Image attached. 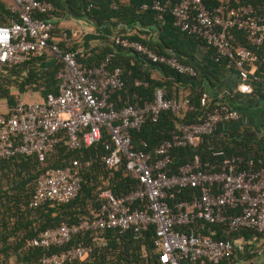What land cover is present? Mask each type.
<instances>
[{
	"label": "built area",
	"instance_id": "2783aa9c",
	"mask_svg": "<svg viewBox=\"0 0 264 264\" xmlns=\"http://www.w3.org/2000/svg\"><path fill=\"white\" fill-rule=\"evenodd\" d=\"M168 8L180 31L203 40L219 57L236 63L240 70L236 89L251 94L253 87L249 78L256 70L257 57L249 50H234L233 30L244 31L251 46L262 45L264 16L257 14L252 5L211 11L202 0L157 1L154 6L160 19ZM9 9L19 20L10 26H0V63L21 64L30 55L43 56L50 50L59 57L64 68L58 74V93H50L44 100L17 101L11 106L0 98V159L26 155L37 156L44 162L62 138L75 150L81 146L93 147L107 134L106 165L116 167L124 156L127 170L139 182L137 190L123 198L116 197L111 190L103 191L100 195L103 204L96 218L82 217L72 226L63 223L58 228L46 230L29 240L27 249L66 246L73 237L89 232L141 233L154 227L159 264H221L225 260L226 264H248L245 260L248 246L253 247L249 253L264 254V237L220 240L181 230L196 221H204L226 225L234 232L264 233V167L261 161L253 169L238 168L239 159L235 157L219 166L207 163L204 167L196 157L176 174L167 171L173 163V150L197 146L201 137L211 134L220 123L239 121L238 110L219 103L203 122L180 125L170 139L156 148L155 155L132 150V134L142 128L147 118L156 123L164 112H186L190 108L189 101L168 99L165 92L158 89L154 102L117 110L111 98L124 88V80L120 68H110V56L98 66L85 68L74 52H64L57 46L50 48L54 23L42 16L55 10L52 3L10 0ZM78 37L79 32L72 30L71 38ZM115 42L142 53L151 64L196 76L191 66L181 63L175 56L159 55L140 43L120 37L115 38ZM204 98L208 99V95ZM219 98L222 99V95ZM254 164L252 161L250 165ZM82 166V162L75 160L65 168L47 169L37 180L29 208L64 204L76 198L81 189L79 170ZM187 188L199 190L200 195L173 205L168 202L172 190ZM137 201L143 207L131 209ZM91 252V246L80 243L25 264L85 261ZM0 264H3L1 257Z\"/></svg>",
	"mask_w": 264,
	"mask_h": 264
},
{
	"label": "trees",
	"instance_id": "16d2710c",
	"mask_svg": "<svg viewBox=\"0 0 264 264\" xmlns=\"http://www.w3.org/2000/svg\"><path fill=\"white\" fill-rule=\"evenodd\" d=\"M41 1L52 3L55 7L52 13L42 16L43 19L54 23L49 40L50 48L57 46L64 52H74L77 61L85 68L98 66L110 56V68L121 69L124 88L114 93L111 98L117 110H122L128 105L138 107L144 102H154L158 89H162L168 99L189 101L190 108L186 112H164L156 123L147 118L142 128L132 134V150H144L155 155L156 148L163 141L170 139L180 125L203 122L219 103H225L233 108L232 100L237 94H243L236 89L240 72L236 63L229 58L219 57L217 51L203 40L180 31L174 25L175 18L171 8H168L160 19L159 12L154 6L157 1L167 0ZM202 1L211 11L252 5L257 14L264 16V0ZM67 14L87 18L94 24L92 33L81 36L83 52L61 45L62 40L72 36V31L60 30L57 22L58 19L67 17ZM18 20V15L12 13L9 5L0 0V26H10ZM117 37L140 43L159 55L175 56L181 63L191 66L196 76L179 74L168 66L151 64L145 55L132 47L117 44L115 42ZM93 40L99 41V44L91 46L90 42ZM232 45L236 51L249 50L257 57L256 70L250 76L249 83L253 87L251 94L264 98V43L251 46L244 31L233 30ZM52 56L53 62L49 64L47 59ZM52 56H48L47 53L43 56L30 55L26 61L16 65L0 63V98L7 99L10 105H15V97L11 95L12 87L21 93L29 89L34 92L41 91L42 97L38 101L44 100L50 93H58L60 85L58 74L64 65L57 55ZM205 94L208 95V99L204 98ZM221 95L222 99L219 98ZM233 124L234 122H222L211 134L203 135L197 146L173 150V163L167 169L168 173H178L180 168L196 157H199L204 167L207 163L219 166L225 160L234 157L239 159L240 169H253L258 166L259 161L264 167V127L262 130L252 132ZM108 141L106 134L93 147L81 146L73 150L68 147L65 138H62L44 162L37 156L26 155L0 159V241L8 245L1 251L9 250V240L15 237L19 239L14 247L18 251L20 246L18 242L25 239L23 249L28 252L20 253L26 254L21 257L24 260L23 264L60 253L80 243L92 247L90 257L85 261L66 264H159L154 245L156 237L154 227L141 233L128 231L120 234L118 230L89 232L73 237L72 242L66 246H53L49 249L26 248L29 240L46 230L58 228L63 223L72 226L82 217L96 218L103 204L101 193L96 202L93 200L91 202L96 208H88V204L94 197V186L100 176L109 180L110 190L118 198L126 197L137 190L139 182L127 170L124 156L116 167L109 168L106 165L104 158L109 154L106 150ZM75 160L83 163L79 170L81 189L77 197L68 203L54 206L46 204L37 209H30L29 202L35 193L39 176L47 169L65 168ZM252 161L255 164L251 166ZM199 195L197 189H174L169 194L168 202L173 205ZM130 207L133 209L143 206L137 201ZM181 230L194 232L198 236L211 235L220 240L264 237V233L259 234L253 230L234 232L226 225L204 221H196ZM23 231L25 234L19 235ZM100 237L106 242L103 247L98 246ZM143 248L154 254L143 255ZM249 248L247 247V251ZM260 256L254 252L253 255H247V261ZM0 257L5 264L1 252ZM226 262L227 260L221 264Z\"/></svg>",
	"mask_w": 264,
	"mask_h": 264
},
{
	"label": "crops",
	"instance_id": "0c3cea01",
	"mask_svg": "<svg viewBox=\"0 0 264 264\" xmlns=\"http://www.w3.org/2000/svg\"><path fill=\"white\" fill-rule=\"evenodd\" d=\"M57 22H58L59 29L62 31L63 30L64 31L65 30L67 31L77 30V32H79L78 38L70 37L68 39L62 40L61 45L65 46L67 49L77 48L79 49L78 51L83 52V49L81 47L83 44V39L81 36L86 32V30H89L87 31L88 33H92L94 31V24L87 18H77L75 16H69L68 14H67V17L58 19ZM84 29L86 30L84 31ZM90 44L91 46H94L96 44H99V41L93 40L90 42ZM47 54L48 56L53 55L50 51H48ZM47 61L49 62V64H52L53 56L51 58H48ZM174 99H177V98H174ZM231 106L235 109L237 108L241 114L240 120L237 122H234L233 126H236L242 129H247L252 132L264 127V98L256 94H250V95L237 94L236 97L232 100ZM248 247H250L249 248L250 251H251V248H253L252 246H248ZM247 255L250 256V255H253V253H248L245 255V260L249 264H258V263L260 264L264 260V254H262L259 258H256L254 260L251 259L250 261H247L248 260Z\"/></svg>",
	"mask_w": 264,
	"mask_h": 264
},
{
	"label": "rangeland",
	"instance_id": "374dc122",
	"mask_svg": "<svg viewBox=\"0 0 264 264\" xmlns=\"http://www.w3.org/2000/svg\"><path fill=\"white\" fill-rule=\"evenodd\" d=\"M3 1L5 2L6 5H10V0H3ZM76 26H75V28H76ZM85 30L86 29H84V31ZM87 31H89V30H86L85 33H88ZM11 95H13L15 97L16 102L17 101L35 102V101L40 100V98L42 97L41 91L34 92L32 89H29L27 92L21 93L18 89L14 88V87H12V89H11ZM109 186H110V183H109V180L108 179L103 178L101 176H100V178L97 179V181L95 183V186H94L95 188L93 190V196L94 197H92V199L89 201L88 208L89 207L90 208H96L95 207V204L94 203H91L92 200L94 202H96L97 199H98V197H99L98 195H100V193H102L105 190H110V187ZM81 215H87V214L81 213ZM24 234H25V231L21 232V234H19V235H24ZM18 240H17V238L12 237L11 240H9V250L7 249L6 252L1 251V250L5 246L7 247L8 245L6 243H3L2 241H0V252L2 253V256H3L4 260H5V264H23L24 263V260H22L21 257H24L26 254L21 255L20 253H27L28 252V251H24L26 249H23V245L25 243V239L22 242H18V244H20V246L18 247L19 248V251L16 250V249H14V247L17 245V241ZM98 243H99L98 246H101V247H103L106 244L105 240H103L101 237H100V240H98ZM148 254L149 255H153L154 253L152 252L150 254V252H148L147 249L143 248V255L146 256ZM33 262H35V261H33ZM260 264H264V260Z\"/></svg>",
	"mask_w": 264,
	"mask_h": 264
}]
</instances>
